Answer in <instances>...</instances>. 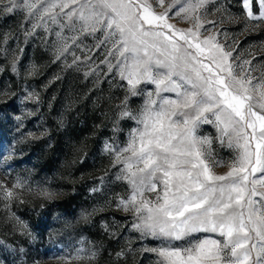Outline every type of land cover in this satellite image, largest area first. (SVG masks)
I'll return each instance as SVG.
<instances>
[{"label":"snow or ice","instance_id":"snow-or-ice-1","mask_svg":"<svg viewBox=\"0 0 264 264\" xmlns=\"http://www.w3.org/2000/svg\"><path fill=\"white\" fill-rule=\"evenodd\" d=\"M230 3L0 0V16L23 14L25 43L42 31L46 44L53 37L54 62L85 78L96 76L97 83L112 75L124 91L114 131L121 120L135 126L124 141H105L110 164L90 189L102 192L112 169L114 181L124 186L105 201L125 214L122 224L114 221L117 228L135 234L115 252L117 262L139 252L150 264H264V42L241 49L239 40L228 42L224 28L242 24V33L264 31V0H238L239 12ZM86 38L94 43L85 44ZM97 52L99 62L93 59ZM23 53L14 32L0 33V73L10 69L19 76ZM37 71L33 64L25 75ZM14 95L0 89V97ZM133 98L142 99L136 108ZM24 99L38 102L39 96L27 92ZM205 125L215 129L214 137L200 134ZM214 143L229 156H218ZM14 155L10 151L0 162ZM26 185L21 177L11 186L0 180V210L9 213L14 230L34 239L27 222L11 212L14 203H25ZM36 195L50 200L56 193L39 188ZM99 210L82 209L80 219L90 223ZM136 242L140 246L133 248ZM0 246L11 247L3 239ZM51 251L55 264H96L100 249L82 236L70 250L60 245Z\"/></svg>","mask_w":264,"mask_h":264},{"label":"rangeland","instance_id":"rangeland-1","mask_svg":"<svg viewBox=\"0 0 264 264\" xmlns=\"http://www.w3.org/2000/svg\"><path fill=\"white\" fill-rule=\"evenodd\" d=\"M218 2L227 4L228 0ZM230 7L232 12L240 11L238 0H231ZM219 15L209 16V19ZM22 21V13L0 16V33L14 32L24 49L18 65L20 75L10 69L0 73V89L15 93L0 97V161L10 151L15 152L11 159L0 162V180L9 186L17 177L27 181L22 193L25 203H14L11 212L27 222L34 239L14 230V221H6L9 213L0 210V239L11 246H0V264H34V261L55 264L49 260L51 250L60 245L70 250L82 236L100 249L96 264H150L147 256L139 252L128 254L126 260L117 262L115 259V252L125 246V238L135 240V234L118 229L114 223L122 224L125 214L105 206L113 192L124 188L114 181L116 169L109 171L102 192L90 191L99 184L98 177L110 164L104 152L105 141L122 142L130 127L135 126L132 121L121 120L120 131H114L117 105L124 96L118 79L101 75L97 83L96 76L85 78L82 71L66 68L63 61L54 62L53 37H49L46 44L45 34L38 31L25 43L20 28ZM224 28L229 34L228 42L239 40L241 49L256 48L264 42V31L242 33V24H225ZM84 43L92 45L94 42L86 38ZM10 47L15 48L16 42L10 41ZM93 59L99 62L103 56L97 52ZM0 63L4 61L0 59ZM33 64L37 66V73L26 76V70ZM27 92L38 94V102L25 100ZM140 103L141 98H133L130 106L136 108ZM16 117L21 119L18 121ZM29 133L39 138H30ZM200 134L214 137L215 129L205 125ZM213 148L218 156H229L228 150L221 149L218 144L214 143ZM27 187L33 191H27ZM39 188H47L56 195L50 200L43 199L36 195ZM93 207L103 210L92 216L90 223L83 222L81 210ZM105 225L109 231H105ZM117 231L120 232L118 236L109 235ZM139 246V242L132 244L133 248ZM20 248L24 249L23 253Z\"/></svg>","mask_w":264,"mask_h":264}]
</instances>
